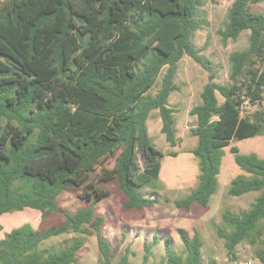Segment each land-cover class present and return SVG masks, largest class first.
<instances>
[{
    "label": "trees",
    "instance_id": "obj_1",
    "mask_svg": "<svg viewBox=\"0 0 264 264\" xmlns=\"http://www.w3.org/2000/svg\"><path fill=\"white\" fill-rule=\"evenodd\" d=\"M263 0H233L223 31V43L249 32L248 46L230 54L227 84L215 81L210 63L194 46L201 24L196 9L202 0H5L0 8V217L26 208L43 217L60 213L61 225L45 230L29 223L15 227L0 239V264H76L83 246L80 238L56 251H41L50 238L75 233L96 235L99 264H113L112 249L102 236L104 217L92 206L69 214L57 207L65 191L81 187L96 166L113 158L99 182L116 181L126 210L150 207L137 192L159 173L164 155L147 130V119L158 111L161 133L174 147L175 110L169 96L177 91L179 61L188 56L204 68L208 81L195 118L191 150L198 159V184L177 208L192 203L207 207L217 188L222 149L232 140L264 132V13L252 5ZM159 88L155 86L163 69ZM217 93L223 98L218 103ZM246 106H255L252 113ZM235 163L248 175L235 177L228 194L238 197L259 192L249 209L222 214L230 233L218 232L228 253L248 238L264 234V159L239 155ZM176 156V153H170ZM139 160L143 168L140 169ZM84 198L94 204L107 191L87 186ZM3 229L0 224V231ZM184 256L164 241L166 257L159 264H200L201 241L182 234ZM157 243L145 245L143 263ZM263 248L258 258L264 264ZM116 264H130L124 252Z\"/></svg>",
    "mask_w": 264,
    "mask_h": 264
},
{
    "label": "rangeland",
    "instance_id": "obj_2",
    "mask_svg": "<svg viewBox=\"0 0 264 264\" xmlns=\"http://www.w3.org/2000/svg\"><path fill=\"white\" fill-rule=\"evenodd\" d=\"M5 0H0V8ZM203 5L196 9L195 18L201 27L194 32L192 42L196 49L209 61L215 81L219 84L229 82V56L236 51H242L248 46L249 32L244 31L237 40L223 43L220 33L227 21V13L233 0H202ZM253 13H264V0L252 5ZM163 69L155 86L149 91L154 95L160 85ZM208 72L188 56L178 63L175 83L177 91L170 94L168 106L175 110L174 126L176 145L171 147L161 133V120L158 111L154 110L147 119V130L154 146L164 155L159 161V173L156 179H151L146 185L138 188V194L151 203L150 207L126 210L123 207L125 197L119 190L116 181L99 182L103 169H110L114 159H105L89 174L81 187L63 192L57 198V207L64 213H75L80 208L92 206L94 214L104 217L101 229L102 236L112 249L117 247L113 264L127 252L130 264H159L166 257L164 241L170 239V247L176 254L184 256L185 247L181 241L182 234L189 238L197 236L201 241L200 264H262L258 253L263 248L260 238H248L238 244L232 253H228L225 241L218 232L230 233L232 228L224 223L222 214L229 210L233 214L249 209L250 204L258 197L259 192H249L238 197L228 194L231 181L248 174L235 163V155L230 152L232 147L238 149L239 155L254 154L264 159V132L260 135L232 140L229 146L222 149L223 156L220 172L217 177V188L211 196L207 207L192 203L189 210L177 208V200L185 199L198 184V159L191 150L197 144V138L192 136L191 129L195 126V118L189 111L200 104V93L208 81ZM218 103L223 98L217 93ZM264 106V100L262 102ZM255 106H246L245 112L252 113ZM176 156H170V153ZM140 169L143 168L139 160ZM107 191L108 196L94 204L84 198L87 186ZM65 218L60 213H52L45 217L37 211L26 208L19 212L3 214L0 224L3 229L0 236L15 227L29 223L35 229L45 230L61 225ZM264 230V220L262 222ZM80 238L83 246L77 252L76 264H99L100 253L97 247L96 235H81L75 233L62 234L43 242L41 251L51 252L69 246L74 239ZM157 243L150 248L148 259L143 263L145 245H151L154 239Z\"/></svg>",
    "mask_w": 264,
    "mask_h": 264
},
{
    "label": "crops",
    "instance_id": "obj_3",
    "mask_svg": "<svg viewBox=\"0 0 264 264\" xmlns=\"http://www.w3.org/2000/svg\"><path fill=\"white\" fill-rule=\"evenodd\" d=\"M4 237V235L3 236H0V239H2Z\"/></svg>",
    "mask_w": 264,
    "mask_h": 264
}]
</instances>
